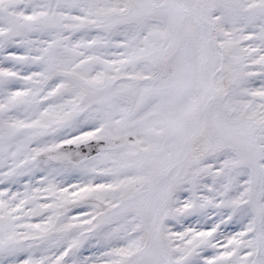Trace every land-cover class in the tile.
<instances>
[{"label":"snow or ice","instance_id":"snow-or-ice-1","mask_svg":"<svg viewBox=\"0 0 264 264\" xmlns=\"http://www.w3.org/2000/svg\"><path fill=\"white\" fill-rule=\"evenodd\" d=\"M0 264H264V0H0Z\"/></svg>","mask_w":264,"mask_h":264}]
</instances>
